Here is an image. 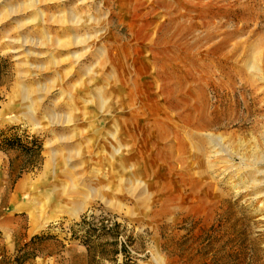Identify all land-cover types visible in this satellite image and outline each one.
I'll return each instance as SVG.
<instances>
[{"label":"rangeland","instance_id":"374dc122","mask_svg":"<svg viewBox=\"0 0 264 264\" xmlns=\"http://www.w3.org/2000/svg\"><path fill=\"white\" fill-rule=\"evenodd\" d=\"M12 127L0 264H264V0H0Z\"/></svg>","mask_w":264,"mask_h":264},{"label":"trees","instance_id":"16d2710c","mask_svg":"<svg viewBox=\"0 0 264 264\" xmlns=\"http://www.w3.org/2000/svg\"><path fill=\"white\" fill-rule=\"evenodd\" d=\"M19 129L18 127H12L9 130H1L0 131V150L3 151H10L12 149H20L23 151H33V146H30L29 143H24L21 139V137L18 135ZM34 142H37L38 140L35 139L33 140ZM38 144V142H37ZM36 151L42 150V147L39 145L38 148H36ZM84 236L81 237L83 239V243L87 245L89 248H91V242L93 237H96L98 239L102 238H108V237H117V234L115 233V230L113 228H109L106 225H101V226H88L87 228H84ZM113 235V236H111ZM75 238H79L77 235H73ZM38 237H43V236H37L35 235L33 237L34 239H37ZM106 244L102 245H108V244H113L116 245L113 242H110L107 240ZM117 251L123 252L125 251V246H123L120 250Z\"/></svg>","mask_w":264,"mask_h":264},{"label":"bare ground","instance_id":"6f19581e","mask_svg":"<svg viewBox=\"0 0 264 264\" xmlns=\"http://www.w3.org/2000/svg\"><path fill=\"white\" fill-rule=\"evenodd\" d=\"M49 164V163H48ZM57 201H59L58 199H57ZM81 207L82 206H78L75 210H73V211H71L70 213H71V215H78L79 214V212H80V210H81Z\"/></svg>","mask_w":264,"mask_h":264}]
</instances>
